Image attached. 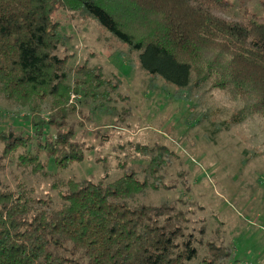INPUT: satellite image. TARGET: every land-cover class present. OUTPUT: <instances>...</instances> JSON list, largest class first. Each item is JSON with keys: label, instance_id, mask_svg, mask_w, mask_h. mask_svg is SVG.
Returning a JSON list of instances; mask_svg holds the SVG:
<instances>
[{"label": "trees", "instance_id": "16d2710c", "mask_svg": "<svg viewBox=\"0 0 264 264\" xmlns=\"http://www.w3.org/2000/svg\"><path fill=\"white\" fill-rule=\"evenodd\" d=\"M259 3L264 11V0ZM235 8L239 21L214 14ZM57 12L94 21L138 54L148 77L182 91L210 83L241 99L244 113L264 116V18L259 21L245 5L226 0H0V96L28 109L25 119L16 122L20 130L5 121L0 125L1 158L15 160L21 149L16 164L30 175L47 177L42 154L54 158L60 169L82 160L72 132L62 131L73 111L67 105L69 92L107 109L120 97L115 85L102 81L99 69L73 70L65 57L59 58L69 23L54 19ZM69 75L77 76L73 87L66 85ZM46 105L51 112L43 120L39 108ZM28 122L34 139L23 127ZM39 126L53 129L55 138L43 135ZM159 163L143 174L154 173ZM137 177L128 171L112 182H106L107 174L96 183L54 179L50 187L58 201L34 196L23 182L12 188L0 181V264H189L196 248L184 233L182 214L171 206L140 204L149 182L147 176L143 181Z\"/></svg>", "mask_w": 264, "mask_h": 264}, {"label": "rangeland", "instance_id": "374dc122", "mask_svg": "<svg viewBox=\"0 0 264 264\" xmlns=\"http://www.w3.org/2000/svg\"><path fill=\"white\" fill-rule=\"evenodd\" d=\"M226 1L235 7L245 5L259 21L264 18L260 0ZM234 11L214 14L239 21L241 15ZM56 17L61 24L69 23L59 58L65 57L73 70L99 69L102 81L115 85L120 97L107 109L69 92L67 105L73 111L62 131L72 132L82 160L60 169L54 158L42 154L47 177L34 176L16 164L21 149L15 160L6 161L0 143V181L12 188L23 182L34 196L58 201V192L50 187L54 179L96 183L107 174L106 182H112L135 171L139 181L147 176L149 182L140 204L171 206L182 214L184 233L191 235L196 248L189 264H264V116L244 113L241 99L210 83L182 91L148 77L139 66L138 54L91 19L69 12H57ZM77 76L66 85L73 87ZM19 106L23 107L0 96V125L5 121L20 130L15 129L16 122L25 119L28 109ZM39 110L43 120L51 112L47 105ZM23 127L34 139L30 122ZM39 130L55 138L53 129L39 126ZM137 147L144 151L137 152ZM158 150L165 153L160 156ZM157 162L161 168L146 175Z\"/></svg>", "mask_w": 264, "mask_h": 264}]
</instances>
